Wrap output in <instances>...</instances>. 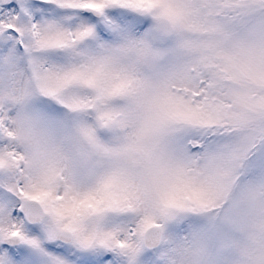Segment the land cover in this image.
<instances>
[{"label": "snow or ice", "instance_id": "6c2138e0", "mask_svg": "<svg viewBox=\"0 0 264 264\" xmlns=\"http://www.w3.org/2000/svg\"><path fill=\"white\" fill-rule=\"evenodd\" d=\"M0 264H264V0H0Z\"/></svg>", "mask_w": 264, "mask_h": 264}]
</instances>
